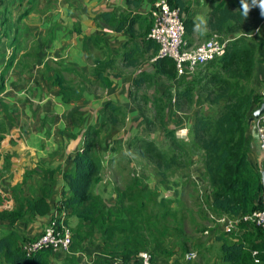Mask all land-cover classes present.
Here are the masks:
<instances>
[{
  "label": "trees",
  "instance_id": "16d2710c",
  "mask_svg": "<svg viewBox=\"0 0 264 264\" xmlns=\"http://www.w3.org/2000/svg\"><path fill=\"white\" fill-rule=\"evenodd\" d=\"M170 2L173 7L187 10L186 0ZM107 14L105 12L101 15L107 17ZM208 18L213 26L211 34L219 33L229 37L230 41L223 56L203 65L206 67L196 73L193 79L181 80L177 84L175 110L191 112L200 98V105L207 107L206 110L197 109L193 113L189 141L180 139L176 130L165 123L170 100L160 98L155 103V117L160 120L165 138L170 140V149H163L149 135V139L136 145L135 138H132L128 141L127 148L131 152L138 147L145 157L161 168L159 173L162 176L160 183L164 184L162 189L173 190L177 194L172 195L173 200H179L182 190L178 177L171 185L173 189L169 186L167 171L175 169L191 175V164L197 159L206 171L212 213L240 218L264 209L260 161L254 162L251 159L247 145L249 119L254 116L262 102L261 91L256 84L260 79L259 66L264 63V37L258 38L254 33L264 19V0H236L231 3L222 1L208 14ZM187 19L186 29L188 27L189 30ZM92 41H95V37H85L86 46ZM108 64H97L93 69L100 87L104 89H110L113 84L104 71ZM58 65L60 67L54 69V74L47 78L57 88L59 99L63 105L80 102L82 91L90 87L85 82V73L81 72L77 82L73 79L67 80L63 73L64 62L61 60ZM154 66V73L139 74L136 77L132 89L140 88L156 75H164L169 80L175 76L176 66L172 58L158 57ZM47 68L50 69L48 65ZM70 69L79 72L76 67ZM3 89L4 85L0 83V91ZM130 97L133 98L131 94ZM0 104L5 108L3 101ZM185 108L188 110H184ZM136 109L141 125L144 123L143 115L138 106ZM126 117L125 108L109 99L104 102L97 124H92L77 109L72 113L70 128L73 131L70 135L76 137L83 128L87 129L83 132L82 146L69 156L71 168L64 173L66 188L62 191V198L55 204V209L61 215H53L38 236L21 237L14 230L0 236V264H52V247H43L28 254L24 245L37 240L50 222L59 216H65L64 222L73 235L70 249L65 251L67 255L60 264H80L77 252L83 249L84 240L92 234L101 240L100 246L108 264L115 258L137 263L142 251L150 252L153 264H158L157 259L161 257L157 248L161 244L158 238L153 236L150 239V235L146 233L152 231L150 229L154 225L155 214L147 213V206L141 197L143 180L137 178L118 193L120 200L129 201L120 212L110 206L106 208V199L94 190L103 181V152L106 146L103 145V137L100 135L107 132L112 125H123ZM145 120L150 123L149 119ZM49 173V184L41 188V195L33 198L17 197L16 206L12 210H0V221L15 225L22 221L27 222L31 217L49 213L52 208L49 198L55 192L53 185L56 182L54 170H49ZM175 185L177 186L174 187ZM21 188L17 185L12 191L20 194ZM170 197L163 198L165 202H172ZM70 215L77 219L74 226ZM60 220L58 218L56 226L61 225ZM58 230L60 229L57 227ZM215 239L222 243L224 261L230 264H264V229L259 225L240 221L235 229L219 233ZM152 246H155L154 250L150 251ZM255 251L257 253L254 254ZM172 252V249L166 248V257L171 256Z\"/></svg>",
  "mask_w": 264,
  "mask_h": 264
},
{
  "label": "crops",
  "instance_id": "0c3cea01",
  "mask_svg": "<svg viewBox=\"0 0 264 264\" xmlns=\"http://www.w3.org/2000/svg\"><path fill=\"white\" fill-rule=\"evenodd\" d=\"M222 1L231 3L236 0H186L187 45H197L210 36L213 26L208 14ZM153 7L154 0H0V83L4 85L0 101L6 105L4 108L0 104V210H12L17 197L41 195V188L49 184V170H54L56 179L55 192L49 198L52 205L49 213L15 225L0 221V234L14 230L21 237L38 236L58 212L55 204L66 188L64 173L71 168L69 156L80 149L83 132L87 129L83 128L76 137L70 135L73 131L70 118L76 109L83 112L92 124H97L108 99L121 104L127 111L123 125H112L108 129V132L119 135L107 137L104 153L114 151L110 145L115 142L126 148L127 137L138 132L140 116L130 91L139 74L155 72L159 45L149 37ZM105 12L107 17L101 15ZM254 34L258 38L264 37V19ZM87 36L95 37V41L86 46ZM61 60L67 80L77 82L79 78L76 76L80 77L83 72L85 82L91 87L82 91L83 97L78 103L63 105L57 88L47 78L60 67ZM105 62L109 63L104 69L105 74L113 81L110 89L100 87L93 73L97 64ZM69 67H76L80 73ZM258 74L264 78V63L259 66ZM98 89L104 92L99 93ZM181 113L170 109L167 117L178 121L177 114ZM191 121L192 118L189 121L180 119L176 126L189 129ZM247 135L250 157L261 164L264 154L256 131L255 113L249 119ZM79 136L77 145L75 140ZM71 146L76 148L70 152ZM195 166L200 173L192 172L193 176L206 180V171L197 159L192 162L191 171ZM181 176L184 178L186 174ZM102 177L103 181L94 190L108 199L112 193ZM17 185L22 187L20 194L12 191ZM7 202L12 203L10 207H3ZM70 219L74 226L77 219L73 215ZM223 226H220L221 230ZM86 240L83 249L77 252L78 259L83 256L86 259L90 253L92 247H87ZM94 241L99 244L95 257L99 261L100 258L105 260L101 240L97 237ZM66 255L54 250L52 264H60ZM79 262L82 264L80 259Z\"/></svg>",
  "mask_w": 264,
  "mask_h": 264
},
{
  "label": "rangeland",
  "instance_id": "374dc122",
  "mask_svg": "<svg viewBox=\"0 0 264 264\" xmlns=\"http://www.w3.org/2000/svg\"><path fill=\"white\" fill-rule=\"evenodd\" d=\"M209 38L211 37L209 36L204 39V41ZM205 67L206 66H201L195 69L191 75H180L177 69H174L175 76L171 80L167 79L164 75H156L154 79L140 88H133L130 94L133 96L136 107H139L143 115L144 123L137 127L139 129L138 132L127 137L124 142L126 148L124 146L121 148L122 144L115 142L110 145V148L114 151H110L108 154L103 152V160H107L102 169V176H104L108 191L112 193L109 195L108 199L106 198V208L113 207L119 212L123 210V208H125L124 206H126L129 201L125 199L120 200L118 193L132 184L137 178L143 180L141 197L147 206V213L155 214L153 219L154 225L152 229H150L152 231H146V233L150 235H148L150 239L153 236L158 238L161 244L160 248H157V253L161 257L158 258V264H230L222 259V243L215 239L217 234L227 229L223 226L221 230V222L217 221L216 218L218 216L211 211V199L207 190L206 180L196 175L193 176L192 172L196 174L200 173L199 170H196V166L191 171L192 175H189V172H187L184 178H180V176L185 174V171H178L175 169L167 171L169 173L168 178L170 179L169 186L172 187L171 185L174 184V179L178 177L179 187L182 190L179 200H173L174 198L172 195L176 193H174L173 190L164 191V189H162L164 184L160 183L162 179L159 173L161 168L154 161L145 157L138 147H135L134 151L131 152H129L127 148L128 141L132 138H135L134 145H136L149 139V135L160 147L163 149H170V140L165 138V132L160 120L155 117V103L160 98L170 100L168 108L169 116L170 108L175 110L174 107L177 102L175 101V92L178 82L181 80L189 81L193 79L194 75ZM78 78L79 77L76 76V79ZM256 86L261 91L264 86V78H260ZM98 90H100L99 93L104 92L102 89ZM200 99H197L191 112L177 114V117H179L178 121L180 119L189 121L197 109L203 110L204 108L206 110V106L200 105ZM184 110H188V108ZM145 119H149L150 123ZM178 121L169 119L168 117L165 118V123L169 128L172 127V129L176 130L179 137H184L186 136L187 131L185 128L187 127L176 126L178 125ZM110 134L114 135V137H118L119 135V133L112 134L111 132L104 131L100 135L103 137L101 138L103 140V145L108 143L107 137ZM188 138L189 133L185 140H188ZM79 140L80 136L75 140L77 145ZM113 147L119 148L114 149ZM75 148L71 146L69 151L71 152L75 150ZM176 186L177 185L174 187ZM163 197L172 198V202H165ZM11 204L12 203L7 202L3 207H10ZM175 209L179 211H175ZM55 215L61 214L57 212ZM84 231L86 232L88 230ZM2 235L3 234H0V236ZM96 238L97 237L92 234V236L86 240L87 247L90 245L92 248L91 250L89 249L90 253L87 254L86 259H84V256L79 258L82 264H108L103 258H100L99 261V258L95 257L98 255L97 247H99V244L94 241ZM154 247L155 246H152L149 250L153 251ZM100 248L102 249V247ZM166 248L173 250L172 255L169 257H166ZM190 252H196V257L187 259V254Z\"/></svg>",
  "mask_w": 264,
  "mask_h": 264
},
{
  "label": "built area",
  "instance_id": "2783aa9c",
  "mask_svg": "<svg viewBox=\"0 0 264 264\" xmlns=\"http://www.w3.org/2000/svg\"><path fill=\"white\" fill-rule=\"evenodd\" d=\"M153 24L149 37L158 43L157 57H169L175 61L177 72L180 75H191L197 67L203 66L226 53L229 37L213 32L211 38L194 46L186 43L187 33L185 12L180 7L172 6L170 0H154L152 9ZM262 102L264 103V86L261 89ZM260 105V106H261ZM183 130V129H182ZM256 131L264 153V112L256 117ZM60 218V226L57 220ZM54 218L44 233L34 241L24 245V249L31 254L43 247H52L54 250L69 251L73 241L70 228L65 224V216ZM223 223L227 230L235 229L240 221L255 223L264 229V209L256 210L240 218H231L228 215L216 217ZM57 227L60 229L57 231ZM257 253L256 251L254 254ZM196 257V252L187 254V259ZM109 264H153L152 255L148 251L139 254V262H125L121 258L113 259Z\"/></svg>",
  "mask_w": 264,
  "mask_h": 264
},
{
  "label": "water",
  "instance_id": "95a60500",
  "mask_svg": "<svg viewBox=\"0 0 264 264\" xmlns=\"http://www.w3.org/2000/svg\"><path fill=\"white\" fill-rule=\"evenodd\" d=\"M264 112V103L261 105V107L256 111L255 115L258 117ZM261 174H262V182L264 185V159H262L261 164Z\"/></svg>",
  "mask_w": 264,
  "mask_h": 264
},
{
  "label": "clouds",
  "instance_id": "9594fccd",
  "mask_svg": "<svg viewBox=\"0 0 264 264\" xmlns=\"http://www.w3.org/2000/svg\"><path fill=\"white\" fill-rule=\"evenodd\" d=\"M158 51H159V50H158ZM260 107H261V106H260ZM260 107H259V108H260ZM259 108H258V109H259ZM258 109H257V110H258ZM257 110H256V111H257ZM256 111H255V113H256ZM256 117H257V116H256ZM185 129H186V131H187V132H186V136H184V137H183V136L179 137V136L177 135V133H176V135H177L179 138L184 139V141H189V138H188V140H185V138L188 136L189 129H188V128H185ZM259 141H260V140H259ZM260 146H261V145H260ZM262 151H263V150H262Z\"/></svg>",
  "mask_w": 264,
  "mask_h": 264
}]
</instances>
